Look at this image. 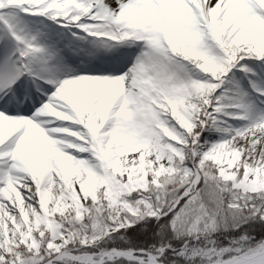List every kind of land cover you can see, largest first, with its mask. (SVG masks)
I'll use <instances>...</instances> for the list:
<instances>
[{
    "label": "snow or ice",
    "instance_id": "snow-or-ice-1",
    "mask_svg": "<svg viewBox=\"0 0 264 264\" xmlns=\"http://www.w3.org/2000/svg\"><path fill=\"white\" fill-rule=\"evenodd\" d=\"M0 264H264V0H0Z\"/></svg>",
    "mask_w": 264,
    "mask_h": 264
}]
</instances>
